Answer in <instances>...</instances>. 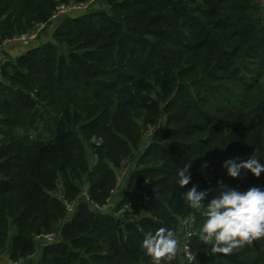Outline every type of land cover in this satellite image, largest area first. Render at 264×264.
<instances>
[{
  "label": "trees",
  "instance_id": "trees-1",
  "mask_svg": "<svg viewBox=\"0 0 264 264\" xmlns=\"http://www.w3.org/2000/svg\"><path fill=\"white\" fill-rule=\"evenodd\" d=\"M69 1L0 0V35L27 31ZM262 2L108 0L111 12L67 14L52 40L0 65V245L15 264L51 232L58 237L42 264H152L142 240L160 227L178 241L162 264H185L181 218L191 214L193 264H264V238L225 255L211 253L199 232L223 187L264 186V173L232 178L222 167L249 155L264 161ZM128 164L115 213L128 202L133 213L121 218L85 199L79 180L102 206ZM186 165L192 180L182 188L177 173ZM192 184L208 189L203 210L183 199ZM76 201L69 212L67 202Z\"/></svg>",
  "mask_w": 264,
  "mask_h": 264
},
{
  "label": "clouds",
  "instance_id": "clouds-1",
  "mask_svg": "<svg viewBox=\"0 0 264 264\" xmlns=\"http://www.w3.org/2000/svg\"><path fill=\"white\" fill-rule=\"evenodd\" d=\"M232 158L225 160L222 167L227 175L238 178L244 172L259 178L264 173V161L255 155L247 159ZM190 165H186L177 173V184L180 187L189 185L192 180ZM209 163L201 164V171L207 169ZM198 184H192L183 194L189 206L201 209L204 206L208 189L198 191ZM205 219L200 229V240L211 245V253L231 254L233 250L244 244L264 238V186L251 185L246 190L235 187H223L213 197L203 213ZM178 241L175 232L160 227L144 234L142 249L152 258V264H162V260L171 261L176 254Z\"/></svg>",
  "mask_w": 264,
  "mask_h": 264
},
{
  "label": "built area",
  "instance_id": "built-area-1",
  "mask_svg": "<svg viewBox=\"0 0 264 264\" xmlns=\"http://www.w3.org/2000/svg\"><path fill=\"white\" fill-rule=\"evenodd\" d=\"M93 1L95 0H87L85 2H79V3L78 2H73V3L61 2L56 6L54 12L52 13L51 17L47 21L36 23L33 28L27 31L15 34L13 36L5 37V36L0 35V54L3 52V50L15 44H31V43L38 41L46 30H48L49 28L54 29L58 25V22L60 21V19L64 17L65 15L73 14L76 11H79L82 13L87 12L90 7V4ZM103 142H104L103 139L100 137L94 136L92 138V143L95 145H101L103 144ZM127 172H128L127 166H125L124 168L120 170L119 181H121V179L127 174ZM116 191H117L116 189L112 190V196L108 198L106 203L102 206L94 203L91 200L88 192L84 193L85 194L84 197L86 200L90 201L94 205V207L100 210L104 206L108 207L113 204V199H114V195ZM76 204H77V201L72 202V203L67 202L68 211L74 212L76 208ZM133 211H134L133 203L128 202L125 204L124 208L120 212H118L117 215L120 216L121 218H124L126 213H133ZM197 224H198V218L196 214L187 215L181 218V230L183 232L182 233L183 234L182 252L185 258V262H186L185 264H193L196 260V254L193 250V238L194 236L198 234L197 229H196ZM57 237L58 236L56 232H51V233L38 236V239L43 240L46 243V245H49V244H52L54 241H56ZM12 264H15V263L12 262Z\"/></svg>",
  "mask_w": 264,
  "mask_h": 264
},
{
  "label": "rangeland",
  "instance_id": "rangeland-1",
  "mask_svg": "<svg viewBox=\"0 0 264 264\" xmlns=\"http://www.w3.org/2000/svg\"><path fill=\"white\" fill-rule=\"evenodd\" d=\"M69 1V0H68ZM87 1V0H86ZM74 1L73 0H71V1H69V2H67V3H73ZM76 2H80V1H76ZM81 2H85V1H81ZM262 10H261V14H262V16L264 17V2H262ZM111 9H112V6L108 3V0H95V1H93L91 4H90V7H89V9H88V11H93V10H105V11H107V12H111ZM84 13V12H83ZM82 12H79V11H76V12H74L73 13V15H81V14H83ZM86 13V12H85ZM35 43V42H34ZM38 43V42H37ZM40 44H42V42H40L39 44H38V46L40 45ZM1 62V61H0ZM1 65H2V63H0ZM32 131V133H34V134H37L38 133V126H36V128H34V129H32L31 130ZM151 139H152V136L149 134V133H145V136H144V142H143V144H144V147L151 141ZM84 147H85V150L87 151V155H88V160H89V163H90V165H91V167L95 164V155L93 154V152L90 150V145H89V142H84ZM136 159V158H135ZM129 163H131L130 161H129ZM134 165H135V162H134ZM129 166H130V164H128V170H129ZM131 166H132V163H131ZM130 169H131V167H130ZM131 171V170H130ZM127 174H128V172H127ZM127 174L121 179V182H123L122 183V188H121V193H122V191H124L126 188H127V181H128V178L126 179L125 177L127 176ZM121 176H122V174H121ZM125 179V180H124ZM78 184H80L81 185V187L83 188V190H84V193L85 192H88V183L86 182V180H85V178L83 179V180H79L78 181ZM118 193V196L117 195H115L114 196V199H113V204L111 205V206H108V207H103L102 208V210L104 211V212H107V213H113L114 215H117L118 214V212H116L115 213V207H116V204H117V202H119V200H120V198H121V196H122V194L121 193ZM56 194L58 195V196H60V197H64V187H63V185L62 184H60L59 185V189L56 191ZM85 194H83V196H84ZM204 206H205V203H204ZM204 206L201 208V210H203L204 209ZM146 215V213L145 212H143V210H141L140 212H138L136 215H135V218H141V217H143V216H145ZM118 216V215H117ZM200 224V223H199ZM10 231H11V233L12 234H14L15 232H17L16 231V228L15 227H11V229H10ZM200 232V231H199ZM50 245V244H49ZM6 246H7V244H6ZM46 246H48V245H46V243L43 241V240H41V239H38V237H37V239H35V241H34V248H35V251H34V253L30 256V257H28L27 259H25V260H22L21 261V264H42L43 263V250H44V248L46 247ZM6 251H2V249H1V245H0V256H2L4 253H5ZM171 264V263H170Z\"/></svg>",
  "mask_w": 264,
  "mask_h": 264
},
{
  "label": "crops",
  "instance_id": "crops-1",
  "mask_svg": "<svg viewBox=\"0 0 264 264\" xmlns=\"http://www.w3.org/2000/svg\"><path fill=\"white\" fill-rule=\"evenodd\" d=\"M53 33H54L53 30L48 29L47 31H45L43 33L41 38L38 41H36L35 43H31V44H15V45H13L11 47L6 48L0 54V61H1L0 63L3 64L6 60H9L11 58L19 57L20 55L24 54L29 49L38 46V44L40 42L44 43V42L52 40L53 39ZM122 183L123 182L120 183V185L117 188V191L115 193V195H117V196H118V193L121 191ZM12 262H13V260L10 258L8 250H6V252L2 256H0V264H12Z\"/></svg>",
  "mask_w": 264,
  "mask_h": 264
}]
</instances>
